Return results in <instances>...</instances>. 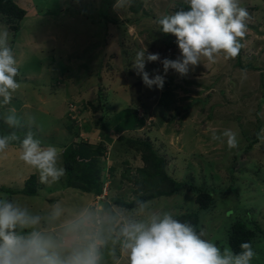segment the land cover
Segmentation results:
<instances>
[{
	"label": "rangeland",
	"instance_id": "rangeland-1",
	"mask_svg": "<svg viewBox=\"0 0 264 264\" xmlns=\"http://www.w3.org/2000/svg\"><path fill=\"white\" fill-rule=\"evenodd\" d=\"M15 1L27 10L18 32L8 29L21 87L9 105L0 106V118L3 120L10 109H15L26 125L21 128L22 138L29 130L28 118L34 117L31 130L43 146L64 150L73 141L98 144L103 140L98 119L109 116L111 140L105 142L110 151L105 150L101 166L115 174L118 188L114 186L106 193L110 181L108 172H102L108 201L131 202L137 195L149 192L134 179L136 170L143 167V152L132 150L129 156H118L115 133L123 131L128 137L148 141L166 161L170 178L181 185L172 196L152 200L153 209L171 211L175 217L196 213L198 227L206 229L207 238H217L215 242L222 247L236 220L244 221L251 229L257 227L252 243L257 256L252 264H264V0H240L250 18L238 58L225 60L221 55L215 64L202 59L183 77L172 69L164 74L160 61L146 62L150 78L154 74L164 76L162 90L146 87L132 63L136 52L145 46L146 55L158 53L161 60H175L180 55L178 47L169 45L173 35L158 30L155 21L171 14L176 3L185 0H142L140 4L131 0L130 6L123 8L114 7L116 0ZM3 26L8 28L0 18V27ZM248 63L263 68L260 72L250 70ZM100 86L104 89L101 102L108 103L105 108L99 102L102 97L97 95ZM163 92L170 93L167 105L156 106ZM88 98L99 108L97 111L88 105L79 110L81 99ZM68 102L77 106V118ZM134 105L147 123L126 133L129 124L116 113L123 106L131 110ZM71 121L79 129L77 139L66 130ZM154 121L155 128L150 125ZM257 124L263 127L262 138L255 133ZM227 129L238 134L235 149L230 150L222 136ZM213 134L221 139L213 140ZM254 135L260 142L248 148ZM7 152L10 155H0V195L6 194L32 212H45L58 200L78 205L105 198L102 194L93 200L91 193L76 192L68 187L66 176L52 186L40 184L34 170L19 160L18 148ZM124 157L129 160L127 165L120 161ZM127 174L131 178L123 179L124 175L129 177ZM31 175L37 178L33 195L7 193L22 190ZM199 189L207 190L214 200L205 211H199L196 205Z\"/></svg>",
	"mask_w": 264,
	"mask_h": 264
},
{
	"label": "clouds",
	"instance_id": "clouds-1",
	"mask_svg": "<svg viewBox=\"0 0 264 264\" xmlns=\"http://www.w3.org/2000/svg\"><path fill=\"white\" fill-rule=\"evenodd\" d=\"M185 3L188 10L180 9L155 21L158 30L176 37L180 55L175 60H161L158 53L146 55V46L136 52L132 67L149 89L155 86L162 90L165 80L160 74L150 78L146 62L160 61L164 74L172 69L183 77L202 59L208 64H215L221 55L225 60L235 59L244 47L250 17L240 0ZM130 4L131 0H116L114 7ZM19 74L10 32L6 26L0 27V106L9 105L21 87ZM68 104L77 108L72 102ZM3 120L9 129L26 126L15 109ZM34 125L35 118L29 117V130L22 138L16 131L0 135V155L18 144L19 160L34 170L40 184L52 186L66 176L63 149L43 146L31 130ZM222 136L230 150L238 147L237 132L227 129ZM212 139L221 137L213 134ZM101 142L110 151L106 142ZM105 198L78 205L58 200L45 212H32L6 194L0 195V264H252L257 256L250 242H242L241 251L234 252L227 243L222 247L215 242L217 238H207L206 229L198 230L171 211L153 209L151 201L134 198V207L127 208Z\"/></svg>",
	"mask_w": 264,
	"mask_h": 264
},
{
	"label": "trees",
	"instance_id": "trees-1",
	"mask_svg": "<svg viewBox=\"0 0 264 264\" xmlns=\"http://www.w3.org/2000/svg\"><path fill=\"white\" fill-rule=\"evenodd\" d=\"M135 3H142V0H138ZM140 7V5L138 6ZM180 9L188 10V5L184 2H177L176 5L170 10V13H174ZM134 11H137L138 8H133ZM27 10L19 6L15 0H0V18L3 23L8 26V29L12 33H17L19 30V22L26 16ZM114 24H117L118 21L112 19ZM123 23V22H122ZM171 47H178L176 44V37L173 36L171 43L169 44ZM238 58V57H237ZM237 65V64H236ZM238 66V65H237ZM240 69H243L242 66H238ZM247 67L250 70H255L260 72L262 70V66L248 63ZM104 90L101 86L98 89V94L102 97L99 102L102 104L103 100V92ZM170 96L169 92H163L160 94L159 100L156 103L160 106H165L166 101H168V97ZM91 97V96H90ZM105 102V99H104ZM107 103V102H106ZM105 103V104H106ZM102 104V107L105 105ZM108 104V103H107ZM91 106L93 111H97V107L94 106L93 102L89 100V98L85 101L81 100L79 106L81 109H84L86 106ZM168 107V106H167ZM105 108V106H104ZM131 110H125V106L122 107V110H119L116 115H121L122 118L129 124L126 129L128 131L126 133H132L143 127L147 121L140 115H138L137 106L130 108ZM130 111V114L129 112ZM128 112V113H127ZM187 113V112H186ZM114 115V116H116ZM68 118V116H67ZM109 120V121H108ZM140 121L141 123H135V121ZM122 121V120H120ZM110 118L105 115L103 118L98 119L97 125H99L98 129L103 134V140H111L109 135L110 130ZM151 127L155 128V121L150 123ZM260 124H257L259 126ZM126 126V125H125ZM150 127V128H151ZM124 129V131L126 130ZM263 127L259 126L256 130V134H260L262 138ZM67 132L73 136L74 138H78L79 129L74 125V123L69 122L66 125ZM11 131H16L17 135H20L22 129H9L8 126L4 123V120L0 118V135L8 134ZM115 133V132H113ZM123 131L115 133L117 135V139L115 140V145L118 147V156H129L132 150L141 151L142 153V162L143 167L136 170V178L135 181L137 184L142 185L147 191L144 194L137 195L136 198L152 201L161 197H170L173 194L177 193L180 190L181 185L176 182L174 179L170 178L166 170V161L158 155L157 151L153 148V146L145 140L136 139L132 137H128L127 135L122 134ZM242 136L245 137L246 131L241 132ZM112 134V133H111ZM257 136V135H256ZM254 135V140L251 141L248 148H251L252 145H256V143L260 142V138ZM247 137V135H246ZM245 137V138H246ZM248 139H250L248 137ZM12 146L18 147V144H13ZM113 146V145H112ZM105 144L103 142H99L96 145L88 144L82 141H74L70 143L67 147L64 148L62 157H63V166L66 169V182H68V187L72 188L76 192L79 193H91L92 196L95 197L97 195L102 194L104 182H102V172H108V180L110 181L108 186V193L110 189L116 186L115 182V174L109 173V169H105L104 166H101L102 161L105 160ZM112 153L114 154V148L112 147ZM124 165L129 163L127 157H124L122 160ZM122 176L123 179L129 180L131 178ZM119 178V183L123 182V179ZM112 181V182H111ZM37 187V178L35 175H31L25 182L24 188L20 191L7 190V193L10 195L25 193L28 196H31L35 193V188ZM118 188V186H116ZM140 189V190H145ZM104 201H108V198H105ZM103 201V202H104ZM213 197L212 195L204 189L198 190V195L196 197V205L199 211H205L213 206ZM112 203L132 208L134 207V200L131 202H124L121 200H112ZM177 219L181 221H188L198 227V217L196 213H190L186 215L176 216ZM259 231L258 228L251 229L248 227L244 221L236 220L231 224L229 230L227 232V243L231 246L234 252L241 251L239 245L242 242H250L253 243V240L256 236V232Z\"/></svg>",
	"mask_w": 264,
	"mask_h": 264
},
{
	"label": "crops",
	"instance_id": "crops-1",
	"mask_svg": "<svg viewBox=\"0 0 264 264\" xmlns=\"http://www.w3.org/2000/svg\"><path fill=\"white\" fill-rule=\"evenodd\" d=\"M81 100H82V99H81ZM93 134L95 135V133H93ZM73 142H74V141H73ZM89 143H90V144H92V145H95V144H96L95 142H90V141H89ZM17 148H18V147L11 146L9 149H12V150H14V151H15V150H17ZM7 154H9V155H10V153H9V152H7ZM93 200H95V198H94V197H93ZM93 202H94V201H93Z\"/></svg>",
	"mask_w": 264,
	"mask_h": 264
},
{
	"label": "built area",
	"instance_id": "built-area-1",
	"mask_svg": "<svg viewBox=\"0 0 264 264\" xmlns=\"http://www.w3.org/2000/svg\"><path fill=\"white\" fill-rule=\"evenodd\" d=\"M70 107H71V112L73 111V112H76V118L78 117V112H77V110L75 109V107L73 106V105H70ZM72 112V113H73ZM104 194H105V192H104Z\"/></svg>",
	"mask_w": 264,
	"mask_h": 264
}]
</instances>
